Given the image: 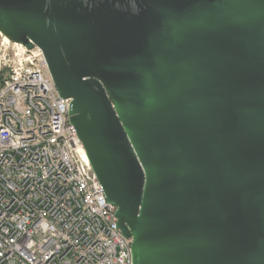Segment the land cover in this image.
<instances>
[{"label":"water","instance_id":"water-1","mask_svg":"<svg viewBox=\"0 0 264 264\" xmlns=\"http://www.w3.org/2000/svg\"><path fill=\"white\" fill-rule=\"evenodd\" d=\"M43 54L133 264H264V0H0Z\"/></svg>","mask_w":264,"mask_h":264},{"label":"built area","instance_id":"built-area-1","mask_svg":"<svg viewBox=\"0 0 264 264\" xmlns=\"http://www.w3.org/2000/svg\"><path fill=\"white\" fill-rule=\"evenodd\" d=\"M0 51V264H133L42 52Z\"/></svg>","mask_w":264,"mask_h":264},{"label":"rangeland","instance_id":"rangeland-1","mask_svg":"<svg viewBox=\"0 0 264 264\" xmlns=\"http://www.w3.org/2000/svg\"><path fill=\"white\" fill-rule=\"evenodd\" d=\"M11 47V44L9 45L6 41H5V37L0 35V51L1 54L5 51L6 48Z\"/></svg>","mask_w":264,"mask_h":264},{"label":"bare ground","instance_id":"bare-ground-1","mask_svg":"<svg viewBox=\"0 0 264 264\" xmlns=\"http://www.w3.org/2000/svg\"><path fill=\"white\" fill-rule=\"evenodd\" d=\"M0 35H2V36H4L5 37V41L7 42V43H9L10 42V40L5 36V35H3V33L2 32H0Z\"/></svg>","mask_w":264,"mask_h":264}]
</instances>
